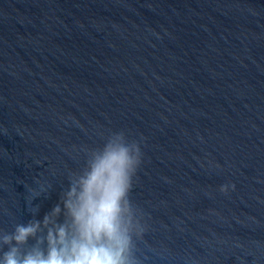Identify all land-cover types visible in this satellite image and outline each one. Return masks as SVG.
Segmentation results:
<instances>
[{
    "label": "water",
    "instance_id": "1",
    "mask_svg": "<svg viewBox=\"0 0 264 264\" xmlns=\"http://www.w3.org/2000/svg\"><path fill=\"white\" fill-rule=\"evenodd\" d=\"M120 133L137 264H264V0H0V235Z\"/></svg>",
    "mask_w": 264,
    "mask_h": 264
},
{
    "label": "clouds",
    "instance_id": "2",
    "mask_svg": "<svg viewBox=\"0 0 264 264\" xmlns=\"http://www.w3.org/2000/svg\"><path fill=\"white\" fill-rule=\"evenodd\" d=\"M141 156L140 147L126 144L123 133L93 152L63 198V222H57V204L43 221L17 224L12 233L0 235V245L8 249L0 264H137L129 194ZM41 228L46 232L38 236Z\"/></svg>",
    "mask_w": 264,
    "mask_h": 264
}]
</instances>
